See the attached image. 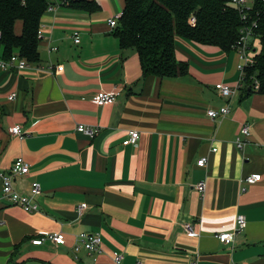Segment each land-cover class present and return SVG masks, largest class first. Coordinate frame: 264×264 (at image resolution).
Returning a JSON list of instances; mask_svg holds the SVG:
<instances>
[{
  "label": "crops",
  "instance_id": "1",
  "mask_svg": "<svg viewBox=\"0 0 264 264\" xmlns=\"http://www.w3.org/2000/svg\"><path fill=\"white\" fill-rule=\"evenodd\" d=\"M125 1L52 0L41 17L40 60L0 68V170L23 156L30 172L15 187L26 193L38 181L42 189L40 210L27 212L0 182V262L116 264L122 253L121 264H264V94L243 91L233 47L183 36L176 37V55L188 73L142 78L136 49L122 48L109 24ZM15 31L22 34L21 20ZM51 46L57 49L49 52ZM219 82L240 86L224 97ZM100 90L122 94L99 106L92 99ZM224 105L231 108L225 117L208 115ZM244 123L251 135L240 149L235 141ZM80 124L100 132L91 137ZM15 125L24 137L11 133ZM132 130L141 133L138 143L124 145ZM202 156L204 167L197 164ZM253 173L262 179L242 182ZM82 202L88 208L80 216ZM241 213L246 228L222 242L217 235L233 231ZM83 231L102 236L101 252L77 248ZM52 232H62L65 243L32 242Z\"/></svg>",
  "mask_w": 264,
  "mask_h": 264
},
{
  "label": "trees",
  "instance_id": "2",
  "mask_svg": "<svg viewBox=\"0 0 264 264\" xmlns=\"http://www.w3.org/2000/svg\"><path fill=\"white\" fill-rule=\"evenodd\" d=\"M78 0L64 2L75 4ZM229 0H126L115 34L122 48H135L142 78H178L189 71L188 63L176 55V37L183 36L204 44L231 50L240 36L244 21ZM52 0H0V53L9 59L14 52L30 62L40 60L38 30L42 15ZM252 15L258 20L259 39L255 42V66L248 68L243 91L264 94V1L255 0ZM192 16L196 23H191ZM23 22L18 35L15 25ZM40 237V236H39Z\"/></svg>",
  "mask_w": 264,
  "mask_h": 264
},
{
  "label": "built area",
  "instance_id": "3",
  "mask_svg": "<svg viewBox=\"0 0 264 264\" xmlns=\"http://www.w3.org/2000/svg\"><path fill=\"white\" fill-rule=\"evenodd\" d=\"M64 3L66 0H61ZM264 1V0H263ZM228 6L232 7L239 11L242 20L244 21V25L240 28V36L237 39V42L233 45V48L237 51L238 56L240 58V62L237 67L240 72L239 83L244 82L245 76L247 73V69L255 66L256 59L254 56L255 42L259 39L258 33V20L254 18L252 15L253 11H255V0H229ZM122 13H119L113 16L109 20V24L112 27H117L119 24V20L121 18ZM191 23H196V17L192 16ZM38 38L43 39V29L39 28L38 30ZM75 42H80L79 32L75 31L74 33ZM57 47L51 46L49 48V52L56 50ZM29 66V61L26 57L20 56L18 52H14L9 59H5L0 53V68L2 69H25ZM53 67V66H52ZM260 82L257 78H254V89H258ZM240 85L237 87H233L223 82H219L215 84L216 91L224 97H232L238 90ZM122 94L120 90H100L93 96V102L99 106H103L105 104L114 103L118 97ZM17 97V92H12L9 95V99L13 100ZM231 111L229 105H224L219 108H210L207 113L213 119L217 117H225ZM78 130L81 132H85L91 137H94L96 134L100 132L99 126L78 125ZM11 133L14 135H18L20 137H24V132L20 125H15L11 128ZM251 135V127L249 124L244 123L239 131V134L236 137V145L240 149H244L247 143L249 142V136ZM141 133L138 130H132L129 133L128 138L123 141L124 145H136L140 139ZM214 151L216 148L213 149ZM208 163V157L202 156L198 159V166L204 167ZM30 172V163L23 157L20 156L12 163L11 167L8 170H0V182L3 194L10 199L14 204L20 205L27 212H34L40 210V204L38 202V195L41 193V185L38 181H34L32 183V188L29 192L22 193L18 191V189L14 185V181L17 177H22ZM262 179L261 173H253L245 177L242 182L243 183H255ZM197 189L203 195L206 191V182L200 181L197 185ZM245 189V187L243 188ZM88 208V204L86 202H82L78 205L77 211L80 216H82ZM247 226V219L244 214H238L236 217V225L233 231L231 232H222L217 236L222 242H233L237 234L243 231ZM187 229L190 235H195V231L193 230L191 225H187ZM46 239H50L59 244L65 243V236L62 232H52L48 234L41 235L40 237H36L32 239L34 244H42ZM79 244H77V248L83 246L90 253L101 252L102 249V236L97 232H89L83 231L78 235ZM114 261L116 264H121L123 261V254L116 253L114 255ZM0 264H6L5 262H0ZM138 264H142L138 262ZM186 264H198L197 259H193Z\"/></svg>",
  "mask_w": 264,
  "mask_h": 264
},
{
  "label": "water",
  "instance_id": "4",
  "mask_svg": "<svg viewBox=\"0 0 264 264\" xmlns=\"http://www.w3.org/2000/svg\"><path fill=\"white\" fill-rule=\"evenodd\" d=\"M254 50H256V49H254Z\"/></svg>",
  "mask_w": 264,
  "mask_h": 264
}]
</instances>
